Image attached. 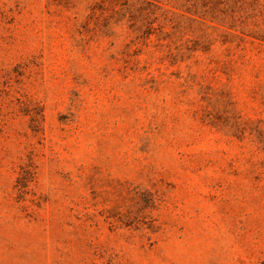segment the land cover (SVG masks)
<instances>
[{"label": "rangeland", "instance_id": "374dc122", "mask_svg": "<svg viewBox=\"0 0 264 264\" xmlns=\"http://www.w3.org/2000/svg\"><path fill=\"white\" fill-rule=\"evenodd\" d=\"M118 4L0 0V264H264V0Z\"/></svg>", "mask_w": 264, "mask_h": 264}, {"label": "trees", "instance_id": "16d2710c", "mask_svg": "<svg viewBox=\"0 0 264 264\" xmlns=\"http://www.w3.org/2000/svg\"><path fill=\"white\" fill-rule=\"evenodd\" d=\"M121 3V0H116L119 3L121 10H128L133 16L130 20L132 25V33L135 39H140L144 34H155L156 36H168L175 35L176 48L184 54L193 52L199 45L211 44L213 37L210 33L206 32L210 26L215 27L216 24L222 25L226 33L233 29L230 21L222 20L216 22V16L212 15L210 18L204 16V14L198 13L197 0H173L171 7L174 10L165 9L163 18L161 19L155 12L153 6H157L159 0H125ZM179 10L177 12L176 10ZM117 11V12H118ZM170 12L169 15H167ZM177 13V14H176ZM180 16V17H179ZM209 22L212 25H209ZM164 23H167L165 26ZM164 24V26H163ZM170 26V30H166V27ZM205 27L206 29H204ZM174 58H177V53L173 54Z\"/></svg>", "mask_w": 264, "mask_h": 264}]
</instances>
